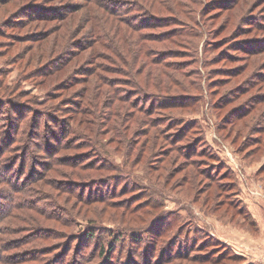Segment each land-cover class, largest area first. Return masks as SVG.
Masks as SVG:
<instances>
[{
	"label": "rangeland",
	"instance_id": "obj_1",
	"mask_svg": "<svg viewBox=\"0 0 264 264\" xmlns=\"http://www.w3.org/2000/svg\"><path fill=\"white\" fill-rule=\"evenodd\" d=\"M141 1L149 9L129 4L135 8L131 15L137 14L138 27L122 19L131 15L123 14L120 18L104 10L96 0H10L0 3V92L5 89L9 94L7 90H11L13 99H19L21 103L29 101L28 98L38 101L37 111L43 121L46 120V125L49 126L50 122L61 127L67 123L77 104L95 101L96 83H101L105 91L113 90L102 77V73L109 72L96 68L99 62L112 63L102 57L103 52L120 59L116 53L111 55L107 45L113 43L123 48L129 60L140 58L132 62L136 71L144 59L142 52L180 50L182 56L175 59L177 62L183 64L191 59L185 66V71H189V87H185V92L192 95L202 93L206 98L201 102L190 100L193 103L190 108H169L162 113L173 111L184 116L186 122L190 121L180 123L172 132L182 137H179L182 141L175 145L182 146L183 153L189 150L197 153L186 160V155H181L179 149L170 147L168 142L162 145L160 141L155 147L150 143L154 138L152 130L140 134L144 125L132 120L129 121L132 125L130 137L138 138V147L133 153L126 155L124 148L117 150L116 142L109 139L112 133L108 132L103 138L104 148L109 151L103 152L108 161L107 169L83 168L96 157L86 160L89 147L78 143L87 137L74 131L76 124L71 118L70 132L63 134L65 128H60L63 130L58 134L44 131L43 143L26 152L29 160L26 173L31 164L36 168L35 176L40 175L29 183V190H34L32 198L40 197L41 201L36 204L40 209L42 205H51L54 217L38 209H15L14 213L0 220V231L13 227L19 230L5 232L8 235L1 237L9 242L30 234L32 227L63 230L66 237L58 242L66 241L64 245H57V238H39L16 250L56 245L51 252L40 256L39 262L29 264H46L49 256L58 253L59 261L65 264H111L114 261L115 264H152L149 252L154 248L149 239L160 230L156 229L161 222L159 218L164 217L167 223L169 217L172 224L155 247L157 258L167 257L160 249L164 243L173 245L175 251L183 254L164 264H264V132L259 130L264 123V0ZM33 5L39 6L38 10H43L41 13L48 18L23 19V16L14 20L21 8ZM102 5L105 8L108 3ZM110 6L116 8L113 4ZM176 16L188 24H175L173 19ZM159 19L166 24H149V21ZM174 31L184 34L162 39V35ZM174 39H181V45ZM238 42L245 49L237 47ZM139 45L143 48L141 53ZM252 48L257 51H248ZM62 56L68 58L66 63L56 68L52 66ZM225 70L228 72L224 73ZM148 76V68L137 73L140 83ZM174 91L182 92L175 87ZM21 92L27 95L22 96ZM102 100L99 108L106 104ZM235 108L245 113L232 119L238 113ZM8 120L9 115H6L4 121ZM85 125L79 124L78 131L90 135L91 131ZM21 133L25 139L26 134ZM50 135L52 138L47 139ZM53 135H57L56 138ZM59 139L61 147L54 149L53 145L57 147ZM69 140L74 147L63 144ZM24 154L25 151H20L19 155ZM32 155L37 162L33 161ZM78 155L85 157H80L82 165L67 163L68 157ZM58 158H61L60 163H56ZM21 163L19 160L12 172L22 182L27 176L19 172ZM206 173L213 176L209 178ZM114 174L120 175L114 178L118 189L135 186L132 191L126 190L120 197L112 198L117 202L114 204L110 200L85 202L74 193L58 188L63 183H66L64 189L77 183L80 185L78 190H86V194H106L113 192L112 188L100 186L96 192V184L92 181ZM110 183L114 184L113 180ZM3 186L0 184V189ZM16 194L22 197L26 193ZM131 195L137 196L133 205H142L132 214L125 211L126 206L119 204ZM54 204H61L62 212ZM3 208L0 206V210ZM67 222L70 223L66 225ZM249 222H254V226ZM93 223L115 227L113 230L117 234L123 232L127 235L118 241L110 256H102L95 243L82 249L77 246L78 243L86 246L83 233ZM135 234L143 236L144 240L140 242L131 237ZM68 238L73 240L69 250L65 247ZM10 253L0 250L5 256ZM131 253L137 256L132 258Z\"/></svg>",
	"mask_w": 264,
	"mask_h": 264
},
{
	"label": "trees",
	"instance_id": "obj_2",
	"mask_svg": "<svg viewBox=\"0 0 264 264\" xmlns=\"http://www.w3.org/2000/svg\"><path fill=\"white\" fill-rule=\"evenodd\" d=\"M10 0H0V3H7ZM97 4L102 7L104 10H107V12H111L118 17L123 16V14H128L131 15V12L135 8H141V9H149L144 5V3L141 0H96ZM103 3H108V5L104 8ZM110 4H113L116 8H112ZM129 4H132L133 7H130ZM39 6L33 5L29 8H21L19 11V15L14 18H24L23 19H28V18H38V19H44L48 18L47 16H44L43 10H38ZM140 10V9H138ZM181 13L178 12L177 14ZM43 15V16H42ZM136 15H131L132 17L129 18H122L124 21L129 22L132 26L138 27L139 23H136ZM148 15V14H147ZM121 18V17H120ZM178 18L177 16L173 19L175 24H180L183 26H186L188 23L187 21L176 19ZM171 20V19H170ZM154 22H164L166 24V21H162L159 19V21H149V24H153ZM137 24V25H136ZM182 31H174L173 33H166L162 35V39L165 38H173V37H179L183 36ZM174 42L180 43L181 39H174ZM115 44V43H114ZM120 44V43H118ZM116 45V44H115ZM181 45V43H180ZM237 47H241L240 42L235 44ZM122 47V45L120 44ZM183 46V45H182ZM108 50L112 52V56H115V53L120 57L115 56V58L110 57L109 54L103 52L101 55L103 58L112 61V63H98L96 65V68L101 69L102 71L109 72V73H102L103 81L106 83V85L109 88H113V90H107L103 89L101 83L98 84L96 83V88H97V93H96V98L95 101L89 102L91 100H86V104L84 105L77 104L78 107L76 109L71 110L72 114L70 115L69 119L73 118L74 122L76 125H74V131L77 130L80 134H84L85 141H79L78 145H83L89 147L87 156L88 159L91 157L95 156L96 158L93 159V161H88L86 165L83 166H89L94 169H104L106 168L105 165L108 163L106 162V158L103 157V152L108 151L106 148H104V134H108V132L112 133L111 136L109 137L110 140H113L116 142L117 145V150L120 148H124V152L126 155H130L137 149V144H138V138H133L132 136L130 137V133L132 131V125L129 121H136L137 123L143 124L144 129H141V133L147 132L148 130L151 132L152 130V140L150 143L154 144L155 147H157V143L162 141V145H165V142H168L170 147L173 146L175 149H179L178 151L181 152V155H186L185 158L186 160H189L193 158L192 155L193 153L196 154L197 151H193L191 153V150L185 151L186 153H183L182 146L176 147L175 144L179 143L182 141V139H179L180 134L172 132V129L174 127L180 125V123H186V118L184 116L177 113H162L164 109H173L177 107H188L190 108L191 104L190 100H196V102H201L203 99L206 98L205 95L202 93H197V95H192L189 93H186L185 87H189V84H187V73L189 74V71H185V66H187L189 60L185 61L183 64L180 62H177L175 59H177L179 56H182V52L180 50H169V51H159V52H153L150 50L148 53H143L142 52V45H139V52L143 55V60L139 65V68L134 70V65L132 64L133 61H137L140 58H134V60H129L127 58V55L123 52L124 50L120 49L117 46H114L113 43L107 45ZM116 47V48H115ZM192 48V46H191ZM186 49H190L187 48ZM129 50V49H128ZM260 50V49H258ZM248 51H257L256 49L252 48ZM152 55L151 57L148 55ZM125 55V56H124ZM147 55V57L145 56ZM123 56V57H122ZM230 57V55H228ZM66 58L65 56L60 57L56 59L55 65L52 64L55 68L64 65L66 63ZM62 60V61H59ZM193 60V59H192ZM96 62V60H95ZM62 67V66H61ZM148 68L149 71V76L146 77L143 80V84L140 83V81L137 79V73H139L141 70H145ZM155 68V72H153ZM95 67L92 69L91 72L94 71ZM224 73L228 72V70L223 71ZM104 74V75H103ZM101 77V76H100ZM101 77V78H102ZM99 78V76H98ZM100 79V78H99ZM94 80V79H93ZM101 81V80H100ZM196 81L193 79V83L195 84ZM198 81V80H197ZM200 84V82H197ZM252 84V83H251ZM202 86V85H201ZM175 88H179L182 92L176 93L177 91H174ZM9 89V88H7ZM186 91V92H185ZM6 90L0 92V184H3L4 186L0 189V206H4L2 210H0V220L7 218L11 213H14L13 211L15 209H21V208H31V209H38L40 210L41 213L46 214V212L51 216L52 214L55 213V211L52 209L51 205H47L49 203H46L47 206L42 205V208L36 206V204L41 201L40 197L37 199L32 198L33 195L32 192L34 191L33 189L29 190L31 188L29 186V183L35 181L38 179L39 176H35V167H32L30 164L28 173H26V165L29 162L27 160V155L26 152L30 150L31 148H34L35 145H41L43 143V136L42 133L46 131L47 133H53V134H58L62 133L63 129L60 128H65L63 134H67L69 129V125L71 124L70 120L68 119L67 123H65L63 126L59 127L56 123H50L49 126L46 125V120L43 121V119L40 117L39 112L37 111V106L36 103L38 101H35L32 98H28L29 101H24L25 103H21L19 99H13L11 96L13 93L11 90H7L9 94L5 93ZM135 92V93H134ZM171 92V93H170ZM22 96H26L27 93L21 92ZM137 95V98L134 99V97ZM205 96V97H204ZM102 98H105L103 101ZM183 99H187L188 101L184 102L182 101ZM101 100L105 102V106L102 108H99L101 106ZM211 100V98H210ZM226 100V99H225ZM228 100V97H227ZM226 100V101H227ZM120 102L119 104L116 102ZM212 101V100H211ZM118 104V105H117ZM253 105V103H252ZM251 105V106H252ZM131 108V111H129ZM248 109V107H247ZM237 110V114L233 115L231 117L232 119H236L240 117L244 111L239 108H235ZM5 112L7 114H5ZM242 112V113H241ZM139 113V114H137ZM44 114V113H43ZM6 115H9V120L4 121V117ZM86 115V117H84ZM141 116L139 119L135 116ZM144 115V116H143ZM85 118V119H84ZM48 122V121H47ZM73 122V121H72ZM86 124L85 127H87L90 131L91 134L88 135V132H83L82 130L79 129L78 127L79 124L82 126V124ZM44 125H46L44 127ZM187 128V127H185ZM41 131H40V130ZM55 129V131H54ZM71 130V129H70ZM259 130L260 133L264 132V123L263 126H260ZM24 132L26 134V138L22 136V133ZM21 133V135H20ZM54 137L57 135H53ZM52 138L47 137V139ZM56 138V137H55ZM59 138V137H58ZM182 138V137H181ZM260 142L263 141L262 139H259ZM24 142V143H23ZM53 143V141H51ZM61 142L60 139L58 140V145L57 147L53 145L54 149H59L61 147ZM87 142V143H86ZM51 143V144H52ZM63 144L69 146V147H74L75 145L72 143V141H67L64 142ZM37 147V146H36ZM49 147V146H47ZM188 147H192L189 145ZM40 149V148H39ZM37 149V150H39ZM192 149V148H191ZM20 151H25L24 155H19ZM14 152V153H13ZM102 152V154L100 153ZM109 152V151H108ZM101 155L100 159L94 155ZM17 154V155H14ZM106 154V153H105ZM108 155V154H106ZM188 155V156H187ZM79 156V155H78ZM33 158V161L37 162L36 158L34 155L31 156ZM79 157H68L67 163L70 165H82V160ZM75 158V159H73ZM26 159V160H24ZM38 159V157H37ZM61 159V158H60ZM59 158L57 159L58 161L56 163H60L61 160ZM101 159H104V161L101 163ZM242 159H246L245 156H242ZM22 162L20 165V170L21 175H26L27 178L24 181H20V178H17V175L12 172L14 171V167L16 164L19 162ZM110 163L113 164V161H109ZM116 167L119 168L116 163H114ZM37 167V166H36ZM81 167V166H78ZM38 168V167H37ZM49 169V168H46ZM107 169V168H106ZM120 169V168H119ZM77 174V173H76ZM20 175V176H21ZM120 176V175H109L103 178L99 179H94L92 182H94L96 185L94 189H97L96 192L99 191L100 186H104L106 188H112L113 192H107L106 194L100 193H92L88 192L86 194V190L79 189V186L77 183H72V187H67L66 188V183H63L60 185L58 188L61 191H69L71 193H74L73 195L78 196L82 201L87 202L89 201H101L105 200L111 201L112 204L117 203L115 199L112 198H118L120 197V194L124 191H132L135 186L131 187H125L123 190L118 189V186L116 187V182L114 181V178ZM206 176L209 178L213 176L212 173H206ZM110 180H113L114 184L110 183ZM98 184V185H97ZM115 186V188H113ZM133 188V189H132ZM17 192H23L26 193L22 197L17 195ZM68 192V193H69ZM28 193V194H27ZM125 194V193H124ZM135 199H137V196L131 195L130 197L124 199L123 201H120L119 204H121L123 207L126 206L125 211L130 212L131 214L134 212L139 211L141 209L142 205L139 203L138 205H133L135 202ZM148 201H153L151 199H148ZM55 202V201H54ZM57 203V202H56ZM58 209L61 210L62 212V207L60 205L54 204ZM159 205V204H158ZM128 206V207H127ZM155 206L156 202H155ZM241 210L244 212V207L241 206ZM50 217V218H51ZM161 222H158L156 225V229L160 228V230H156V233L154 234L153 237H151V241L153 243V250L152 252H149V255L152 257L151 263L153 264H164L165 262L171 260L172 258L176 256H180L183 253L175 251V247L173 245L171 246L168 243H164V247L160 248L164 254V256L167 257H162L160 259L157 258L156 255V250L155 247H157V241H159V238L164 235V233L167 232L168 228L172 224V221H169V217L166 218L168 222L164 220V217L159 218ZM171 220V217H170ZM65 221L64 219L62 222ZM67 221V220H66ZM256 222V221H255ZM70 222H67L66 225H68ZM250 226H254V222H249ZM22 228V226L20 227ZM154 228V227H153ZM116 230L115 227H104L101 226L97 223H93L92 226L87 227L85 232L83 233L86 239V242L84 243L83 246L81 243H78V247L82 249L83 247H88L92 243H95V247L102 251L101 255H109L110 252L114 251L116 249V244L118 243L119 240L124 239L127 235H123V232H119L118 234L114 231ZM2 234L0 235V250L2 251H7L12 252L9 255H4L0 254V262L3 264H20L21 262H24L26 264L29 263H37L39 262L40 256L43 257L44 254H47V252H51L52 248L54 246H47L45 248H33V249H26V250H20L19 252H16V250H19L22 247H25L26 244H29L33 241L38 240L39 238H53L56 239V243L58 244H65L66 241H59L62 240L63 236L66 237L64 234L63 230H47L44 228H34L30 229V234L25 235L24 237H18L15 239H10L9 242H7L5 239H3L1 236L8 235L5 232H16L15 230H19V228H12L8 230H4ZM4 232V233H3ZM134 234V233H132ZM138 236V237H136ZM139 239L138 241H143L144 237L135 234V236H131ZM128 238V237H127ZM2 240H4L2 242ZM67 244L65 247L69 250L72 247V242L73 240L71 238L67 239ZM55 243V244H56ZM177 243V242H176ZM168 249V250H167ZM146 251H143V254H145ZM169 253V254H168ZM147 254V253H146ZM59 253L55 254L54 256H49L47 259L46 264H65L61 262L62 260L59 261ZM132 258H135L137 256L136 253L132 254ZM149 256V257H150ZM62 258V257H61ZM107 258V257H106ZM158 259L159 261H157ZM156 260V261H155ZM105 263V262H104ZM109 264V263H108ZM111 264H115L111 263Z\"/></svg>",
	"mask_w": 264,
	"mask_h": 264
}]
</instances>
